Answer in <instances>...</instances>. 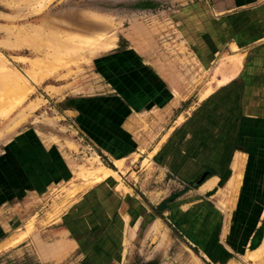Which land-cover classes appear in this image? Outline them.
I'll return each mask as SVG.
<instances>
[{"label": "rangeland", "instance_id": "374dc122", "mask_svg": "<svg viewBox=\"0 0 264 264\" xmlns=\"http://www.w3.org/2000/svg\"><path fill=\"white\" fill-rule=\"evenodd\" d=\"M187 1L0 0V202L23 204L26 239L1 253L0 264H88L80 250L95 244L75 251L63 228L87 213L96 226L103 217L96 198H111L102 186L113 184L139 198H130L137 215L142 192L151 191L182 225L166 242L163 235L137 244L127 264H216L212 255L264 264V167L248 163L249 154H264L248 147L236 160L241 178L235 169L216 196L198 192L206 169L174 172L180 178L154 169L177 112L193 100L178 110L144 109L137 79L162 69L190 88L193 75H206L179 36L176 16ZM121 79L134 88L120 89Z\"/></svg>", "mask_w": 264, "mask_h": 264}, {"label": "crops", "instance_id": "0c3cea01", "mask_svg": "<svg viewBox=\"0 0 264 264\" xmlns=\"http://www.w3.org/2000/svg\"><path fill=\"white\" fill-rule=\"evenodd\" d=\"M182 5L176 16L179 36L197 68L206 75H193L188 88L179 74L170 77L162 69L145 70L137 79L144 83L140 99L144 109L165 111L173 103L178 110L185 101L193 100L189 109L177 112L176 125L169 142H164L157 153L154 169L161 178L191 177L193 171L206 169V180L198 192L216 196L233 179L237 158L251 152L248 147L264 154V143H259V131L264 130V0H188ZM236 65L238 71L233 74ZM118 85L122 90L134 88L125 79ZM248 156V163L259 162L261 171L264 156ZM211 181L214 184L209 188ZM119 186H102L111 187L112 196H97L95 203L101 205L103 217L96 226L88 222L87 213L84 221H71L74 224L63 228L68 245L75 251L88 243L95 244L90 251L80 250L81 256L90 260L88 264H127L137 244L166 242L170 233H178L182 226L179 222L172 224L167 217L169 205L151 200V191L142 192L140 201L145 209L137 215L130 198H139L119 190ZM110 199L113 205L109 207ZM23 211L21 202H0V255L26 241ZM143 230L147 233L141 236ZM212 256L216 264L234 260Z\"/></svg>", "mask_w": 264, "mask_h": 264}, {"label": "bare ground", "instance_id": "6f19581e", "mask_svg": "<svg viewBox=\"0 0 264 264\" xmlns=\"http://www.w3.org/2000/svg\"><path fill=\"white\" fill-rule=\"evenodd\" d=\"M243 167V166H242ZM234 169H236V171H238V174H237V179L238 178H241V176H242V168H241V162H238V161H236V163H235V166H234ZM239 181H240V179H239ZM263 246V245H262ZM261 248H263V247H261ZM264 249V248H263ZM263 251V250H262Z\"/></svg>", "mask_w": 264, "mask_h": 264}]
</instances>
